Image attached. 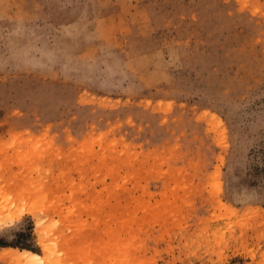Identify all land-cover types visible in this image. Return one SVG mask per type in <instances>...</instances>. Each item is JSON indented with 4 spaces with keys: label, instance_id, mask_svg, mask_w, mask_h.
Instances as JSON below:
<instances>
[{
    "label": "rangeland",
    "instance_id": "1",
    "mask_svg": "<svg viewBox=\"0 0 264 264\" xmlns=\"http://www.w3.org/2000/svg\"><path fill=\"white\" fill-rule=\"evenodd\" d=\"M0 211L59 264H264V0H0Z\"/></svg>",
    "mask_w": 264,
    "mask_h": 264
},
{
    "label": "bare ground",
    "instance_id": "2",
    "mask_svg": "<svg viewBox=\"0 0 264 264\" xmlns=\"http://www.w3.org/2000/svg\"><path fill=\"white\" fill-rule=\"evenodd\" d=\"M1 211H3V210H1ZM1 211H0V213H2ZM1 216H5V215L2 213ZM1 216H0V218L2 219V221H5L7 216H5L4 219ZM7 218H9V217H7ZM10 219H11V217H10ZM6 220H8V219H6ZM39 222H41L40 219H39ZM37 224H39V223L37 222ZM40 229H43L42 226ZM42 234L43 235H41V233H40V235H39V243L42 246V251H43L42 253L34 251L32 249H29V248H19L16 246H3V247H0V257L5 256V255H9L12 258H14L15 261L17 260L21 264H59L60 260L55 258L56 254L54 256V253H55V251L53 250V249H55V248H53L54 246L48 245L46 242L47 236L44 235L45 233L43 231H42ZM51 248H53V249H51ZM2 258H4V257H2Z\"/></svg>",
    "mask_w": 264,
    "mask_h": 264
}]
</instances>
